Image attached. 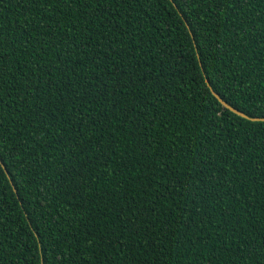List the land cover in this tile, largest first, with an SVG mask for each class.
Returning a JSON list of instances; mask_svg holds the SVG:
<instances>
[{
    "label": "trees",
    "instance_id": "1",
    "mask_svg": "<svg viewBox=\"0 0 264 264\" xmlns=\"http://www.w3.org/2000/svg\"><path fill=\"white\" fill-rule=\"evenodd\" d=\"M205 79L264 118V0H0V264H264V122Z\"/></svg>",
    "mask_w": 264,
    "mask_h": 264
},
{
    "label": "water",
    "instance_id": "2",
    "mask_svg": "<svg viewBox=\"0 0 264 264\" xmlns=\"http://www.w3.org/2000/svg\"><path fill=\"white\" fill-rule=\"evenodd\" d=\"M187 25V24H186ZM205 82H206V85L208 87V89L210 90L211 94L217 99V101L225 108V109H228L230 112L236 114L237 116L245 119V120H248V121H251V122H264V118H260V117H250L248 116L247 114L243 113L242 111L234 108L233 106H231L230 104H228L226 101H224L220 96L219 94H217L211 87V85L209 84L208 80L205 79ZM0 165L2 166L5 174L7 175L8 179H10L9 175H8V172L5 168V166L3 165V163L0 161ZM10 183H11V186L13 188L14 191L15 190V187L13 186L11 180H10Z\"/></svg>",
    "mask_w": 264,
    "mask_h": 264
}]
</instances>
